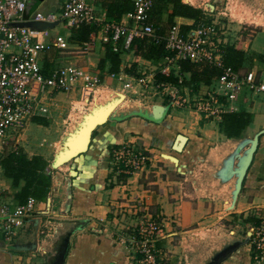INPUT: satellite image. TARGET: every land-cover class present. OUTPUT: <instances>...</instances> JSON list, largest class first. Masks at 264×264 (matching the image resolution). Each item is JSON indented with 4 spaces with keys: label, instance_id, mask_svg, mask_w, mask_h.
<instances>
[{
    "label": "crops",
    "instance_id": "1",
    "mask_svg": "<svg viewBox=\"0 0 264 264\" xmlns=\"http://www.w3.org/2000/svg\"><path fill=\"white\" fill-rule=\"evenodd\" d=\"M60 2L26 0L29 15L59 11ZM91 4L98 15L105 14L97 0L91 1ZM194 8L204 11V7ZM170 12L171 7H166L154 19L153 25L162 35L168 30ZM200 21L175 17L173 25H178L183 33L192 32ZM66 30L68 43L64 42L65 48H55L47 54L52 64L49 70L68 65L85 68L99 76L101 88L121 91L128 100L149 89L134 85L132 89L126 90L123 86L125 82L131 83L146 76L148 81L155 84V74L165 67L163 59L153 63L137 57L133 51H122L120 71L115 74L121 76V80L111 78L109 63L99 69L106 45L102 33L95 31L89 39L91 47L86 49L82 44L71 43V31ZM251 32L253 34H239L234 41L226 36L225 39L228 45L244 54V62L237 72L243 74L252 71L256 81L264 83V66L257 58L264 56V29ZM48 40L54 39L48 37ZM169 70L177 77L173 68L169 67ZM216 78L209 85L199 83L193 89L189 83L190 73L180 72L178 79L182 80V84L178 89L187 98L194 99L208 94L214 88ZM242 95L238 98L237 106L240 111L252 115V122L244 137L252 138L264 130V94L246 92ZM37 96L39 106L45 112L34 118H47L52 112L61 108L65 110L69 106L74 109V104L84 100L78 89L69 94L37 93ZM152 104L165 105L161 102ZM34 118L30 121V131L42 127L33 122ZM218 124L216 119H207L187 109H179L174 113L168 108L158 122L141 115L110 118L95 128L85 152L59 168L51 169L49 159L41 156L49 164L45 172L50 173L51 185L43 201L38 200L39 212L45 215L38 217V247L27 253H17L3 247L0 249V264H54L59 249L65 245L67 250L62 264H136L138 256L128 240L139 222L146 217H158L163 222V233L155 244L161 264H203L205 247L197 246H202L199 242L201 238H198L201 234L207 237L215 231L218 235L214 239L217 244H211L209 253L221 248L231 238L243 240L252 225L264 223V134L259 137L257 150L234 207L228 209L233 181L221 183L215 174L223 158L234 148L235 140L227 139ZM25 131L26 128L19 147H22ZM178 134L185 136L187 141L181 152L176 153L172 146ZM123 144L146 156L145 168L133 174H124L117 169L112 161V151ZM38 146H42V143ZM22 152L32 159V153ZM165 156L174 157L176 161H170ZM72 170L76 174L70 177ZM68 177L71 180V204L69 211L62 214ZM3 179L8 181V185L3 184L11 196L16 195L23 185L21 182L19 188H13L11 180L4 173ZM47 198L50 199V206L45 213ZM45 219L50 221V226L46 235L41 236L39 232ZM33 225L34 221L27 227V232ZM27 232L21 242L28 239ZM193 251L196 252L192 254ZM221 264H252L249 246L240 247Z\"/></svg>",
    "mask_w": 264,
    "mask_h": 264
},
{
    "label": "built area",
    "instance_id": "2",
    "mask_svg": "<svg viewBox=\"0 0 264 264\" xmlns=\"http://www.w3.org/2000/svg\"><path fill=\"white\" fill-rule=\"evenodd\" d=\"M93 0H61L59 11L29 15L26 0H0V161L3 156L19 148V141L26 124L44 113L39 106L37 93L69 94L77 89L82 99L94 98L100 87V78L89 70L75 65L53 69L48 76L42 73V56L52 49H64L61 37L48 40V32L19 27L24 22L60 23L68 30L91 25L102 33V40L114 53L120 49L129 51L133 40L148 39L154 46L163 45L167 55L160 73L167 76L168 68L178 74L181 62L209 65L219 71L214 88L208 93L189 99L169 83H152L146 76L125 82L124 89L134 85L144 90L152 89L167 97L170 107L192 110L205 118L218 121L225 113L239 111L237 101L243 90L264 94V83L257 82L252 71L243 74L226 67L223 50L228 45L225 34L215 22L201 20L192 32H182L178 25L170 27L162 35L154 27L150 11L154 0H130L133 10L122 16L118 23L108 21L105 14L98 15ZM94 31V32H95ZM91 41L82 44L86 49ZM121 45V48H119ZM121 80V76L111 74ZM181 79H178L180 82ZM36 85V88H35ZM113 164L124 174L139 172L146 166L147 158L129 145H121L112 151ZM0 165V239L5 247L19 241L34 218L44 217L39 212V202L28 196L22 203L7 193L2 183ZM6 193V194H5ZM50 226L44 220L43 235ZM249 251L252 264H264V223L249 229ZM163 233V222L158 217L141 220L129 237L128 243L137 254L136 264H161L157 257L156 242ZM46 235V234H45ZM44 235V236H45Z\"/></svg>",
    "mask_w": 264,
    "mask_h": 264
},
{
    "label": "trees",
    "instance_id": "3",
    "mask_svg": "<svg viewBox=\"0 0 264 264\" xmlns=\"http://www.w3.org/2000/svg\"><path fill=\"white\" fill-rule=\"evenodd\" d=\"M97 1L104 10L105 17L108 21L118 23L123 15L133 10V4L130 0ZM166 7H171L167 24L169 26L168 29L173 26V19L175 17L193 19L197 22L199 20L206 21L204 19L203 10L184 4L181 0H154L150 11L153 24H155L154 19H157ZM94 31L95 28L91 25H85L77 30H71L69 41L71 43L84 44L89 41L90 36ZM104 51L105 56L99 61V69H103L104 65L109 63V73H119L120 54L124 50L120 49L118 53H114L110 45L106 44L104 46ZM129 51H133L137 57L153 63L158 62L167 55L163 45L154 46L147 39L133 40ZM49 52L50 51L47 53ZM47 53L46 55L44 54L45 56H42V73L44 76H48L52 70H49L50 68L46 62V59H48ZM257 58L264 66V56H258ZM223 62L226 67L238 71L244 62V54L233 46L227 45L223 50ZM178 69L177 77H175L173 71H170V73L165 76L160 73V70H158L154 76L155 83H169L179 88L182 84V80H180V82L178 81L179 73H190L189 83L194 89L199 83L209 85L211 81L219 75V71L212 66L196 65L190 62L179 63ZM33 122L41 125V123L44 122V119L34 118ZM251 122L252 115L239 110L236 113L223 114L218 125L219 129L227 139L238 140L244 137L245 131ZM0 165L3 169L4 176L11 180V186L13 188H19L20 183L23 182L19 192L14 195L16 201L22 203L28 196L43 201L42 199L47 195L48 189L51 185V176L50 173L47 174V172H45L48 164H46L42 158L36 157L28 159L22 150L18 148L17 150L7 152L0 161ZM3 247H5V245L0 239V249Z\"/></svg>",
    "mask_w": 264,
    "mask_h": 264
},
{
    "label": "rangeland",
    "instance_id": "4",
    "mask_svg": "<svg viewBox=\"0 0 264 264\" xmlns=\"http://www.w3.org/2000/svg\"><path fill=\"white\" fill-rule=\"evenodd\" d=\"M184 1L187 2L184 4L193 7H204L205 20L215 22L217 26L221 28V30L224 32L226 38L231 39L233 41L235 40L236 36L238 37L241 33H244L246 35L253 34L251 31L255 32L260 29H264V0ZM207 4L212 5L214 9L210 11V9L207 7ZM47 32L49 38L57 39L61 37L64 42L68 43V39L66 38L67 30L64 27L63 22L58 23L53 29H48ZM46 62L48 64V67L52 65L50 64V59H46ZM246 92L250 91L243 90V92L240 94V97L243 96L242 94ZM123 95L124 94L121 91H113L108 88L99 87V90L96 91L94 98L90 97L86 101L83 100L78 104H74V109H71V107L69 106L65 110L64 108H61V110L52 112L47 118L41 117L44 119V122L41 123V125L37 124L42 126L41 128L36 127L34 131H30V128L32 127L31 123H27L26 131L24 133V137L22 138V147H19V149L24 152L27 151L32 153L33 157L35 158H41V156H45L51 162L54 153L60 150L63 138L66 137L69 132L73 131L77 125L78 126L75 129L78 130V128L82 125L84 117L89 114L91 115L94 110H97L99 108L106 109L108 106H110L111 110L117 108V112L126 113L129 110L136 108L137 106H151L153 105L152 103L156 102L169 104L170 102L167 97H163L159 94H156L155 91L152 89H149V91H147L146 93L138 95V97L136 98H129V100L127 99L125 102L123 101ZM61 103L64 104L62 101ZM169 109L176 113L179 111L180 108L169 107ZM75 131L71 132V134H74ZM40 143H42V146L39 147L38 145ZM2 183H6V185H8V181L3 178ZM43 229L44 228H41V230ZM29 231L30 230H28V232ZM45 234L46 232L41 236H44ZM199 236L201 237H197L201 238L199 242L202 246H197L205 247L204 252L202 254L206 256L204 258V260H206L208 257L211 256V252H208L210 250L209 247H211V244H213V242L217 244L216 240L214 239L216 238V236L218 237V235L215 231H213L209 233L207 237L202 234ZM20 240L22 241L23 238ZM195 252L196 251H193L191 253L193 254ZM187 253L188 250H186V254ZM187 261L190 263L191 260L188 258Z\"/></svg>",
    "mask_w": 264,
    "mask_h": 264
},
{
    "label": "water",
    "instance_id": "5",
    "mask_svg": "<svg viewBox=\"0 0 264 264\" xmlns=\"http://www.w3.org/2000/svg\"><path fill=\"white\" fill-rule=\"evenodd\" d=\"M207 7L212 11L214 7L210 4H207ZM58 23H42V22H24L17 24L19 27L29 28L36 31H44L46 29H53ZM117 96V95H116ZM123 101L125 102L128 98L126 95L123 96ZM170 105H160L153 104L151 106H137L129 110L126 113L117 112V108L110 109V106L105 108H99L94 110L92 114L84 117L82 125L76 130L74 134L69 132L66 137L63 138L61 142L60 150L56 151L53 155V159L50 162L51 169H57L60 166L64 165L77 155L85 152L91 141L92 132L96 127L104 124L110 118H124L130 115H141L146 117L149 120L158 122L160 121L165 113L167 112ZM82 121V118H81ZM264 134V130H261L253 135L252 138L244 137L242 139L235 140L233 143L234 148L223 158L220 163V168L215 174V177L220 180L221 183H226L233 181L232 189L230 192V205L228 209H232L237 200L239 193L241 192L244 178L247 171L249 170L254 154L257 150L259 143V137ZM187 139L185 136L178 134L173 143L172 149L179 153L181 152L183 146L185 145ZM62 148V150H61ZM170 160L174 157H169ZM76 172L71 171L70 177L75 176ZM71 204V180L66 178V196L65 202L63 204L62 214H66L69 211ZM46 212L49 210L50 199L47 198L46 201ZM33 228L28 233V239L21 242V240L6 246L5 248L12 250L17 253H27L32 252L37 249V227L39 219L36 218L33 220ZM250 232L243 240L237 238H231L225 242L221 248L211 252V256L208 257L203 264H221L227 258H229L234 252H236L240 247L248 245ZM67 250V245L61 247L58 251L57 256L55 257L54 264H62L64 254Z\"/></svg>",
    "mask_w": 264,
    "mask_h": 264
},
{
    "label": "bare ground",
    "instance_id": "6",
    "mask_svg": "<svg viewBox=\"0 0 264 264\" xmlns=\"http://www.w3.org/2000/svg\"><path fill=\"white\" fill-rule=\"evenodd\" d=\"M112 107H114V106H112ZM111 109V108H110ZM165 158H167L168 160H170V158L168 157V156H165ZM171 161V160H170ZM172 162H174V161H172ZM175 163V162H174Z\"/></svg>",
    "mask_w": 264,
    "mask_h": 264
}]
</instances>
